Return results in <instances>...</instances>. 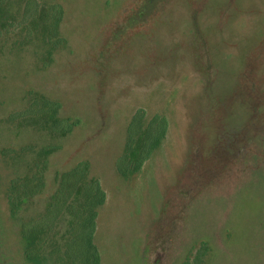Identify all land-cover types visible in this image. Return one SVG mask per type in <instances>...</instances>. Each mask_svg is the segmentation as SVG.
<instances>
[{"label": "rangeland", "instance_id": "374dc122", "mask_svg": "<svg viewBox=\"0 0 264 264\" xmlns=\"http://www.w3.org/2000/svg\"><path fill=\"white\" fill-rule=\"evenodd\" d=\"M26 1L0 20V264H264V0H36L55 34ZM141 111L167 133L122 177ZM91 180L97 260L66 191Z\"/></svg>", "mask_w": 264, "mask_h": 264}, {"label": "trees", "instance_id": "16d2710c", "mask_svg": "<svg viewBox=\"0 0 264 264\" xmlns=\"http://www.w3.org/2000/svg\"><path fill=\"white\" fill-rule=\"evenodd\" d=\"M7 1L0 0V20L2 19L3 11H5L3 7ZM41 11L46 12L45 21H50L51 33L55 34L60 19V10L57 7L51 6L47 9L42 7L39 9L36 0H27L23 8V13L25 14ZM30 108L35 110L37 114H41V119L37 123L41 124L46 130L65 135L73 128V123L69 119L57 116L58 103L43 98L33 99ZM144 118V112L141 111L130 120L126 127L124 151L115 162L116 171L122 177L138 173L166 136L168 122L164 116L155 114L146 122ZM72 190L73 195H75L73 199H75V203L78 206L75 211L81 215V239L92 251L94 259L97 260L98 254L93 246L92 237L94 234L95 209L104 203V192L95 180L78 187L74 185L69 189L66 188L67 193ZM9 199L13 206L12 194ZM30 228L36 229L33 225ZM30 228L28 229V226H25L22 236L27 243L25 254L29 258H33L35 254L33 255L34 252L29 250V245L33 242L34 232H31Z\"/></svg>", "mask_w": 264, "mask_h": 264}]
</instances>
